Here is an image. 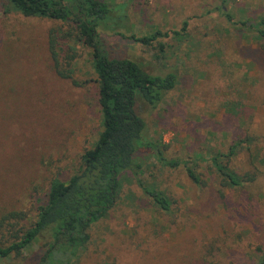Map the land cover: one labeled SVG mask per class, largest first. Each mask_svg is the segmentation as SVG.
<instances>
[{
  "label": "rangeland",
  "instance_id": "rangeland-1",
  "mask_svg": "<svg viewBox=\"0 0 264 264\" xmlns=\"http://www.w3.org/2000/svg\"><path fill=\"white\" fill-rule=\"evenodd\" d=\"M102 1L128 15L127 29L102 34L108 52L151 74L176 76L175 88L156 107L137 100L146 139L164 145L166 157L193 163L264 131V52L252 30L238 29L264 15V0ZM64 28L0 0V217L23 212L19 226L35 222L50 182L70 179L102 130L90 52L64 38ZM52 31L61 63L78 85L56 74L48 52ZM156 31L168 36L150 45L130 39ZM257 148L251 152L258 154L257 177L240 189L221 188L205 161L195 162L206 181L200 187L182 167L146 157L141 180L171 200L170 212L122 173L115 206L90 228L71 264H256L264 251V144L257 141ZM248 156L242 150L229 166L252 172ZM47 241L42 235L0 264H32Z\"/></svg>",
  "mask_w": 264,
  "mask_h": 264
},
{
  "label": "trees",
  "instance_id": "trees-1",
  "mask_svg": "<svg viewBox=\"0 0 264 264\" xmlns=\"http://www.w3.org/2000/svg\"><path fill=\"white\" fill-rule=\"evenodd\" d=\"M8 1L25 17L47 18L64 24L63 37L89 50L98 84L97 103L102 130L93 147L85 151L81 167L67 181L55 178L50 182L47 199L30 226H19L18 223L25 218L20 211H10L0 217V260L20 256L45 235L48 241L44 250L32 264H71L88 243L90 228L115 206L122 173L129 172L158 209L170 212L171 200L141 180L146 157H154L166 168L182 167L197 186H205L206 181L195 171L199 156L193 163L168 158L164 155V145L159 147L144 135L146 126L137 113V100L156 107L175 88L176 76L173 73L151 74L135 61L112 56L108 52L101 36L128 28L125 10L102 0ZM225 16L230 24H234L230 15ZM239 24L241 33L252 30L259 50L264 52V15ZM185 27L186 23L182 31ZM56 33L48 34V52L56 74L78 85L61 63ZM175 34L178 35L177 32ZM165 36L168 34L156 31L141 38L132 35L130 39L150 45L158 37ZM257 141L264 144V131L258 136L246 133L243 138L233 140L226 153L215 151L200 161L207 163L209 172L219 179L221 188H244L257 177L254 164L258 154L254 155L252 151L253 145L258 149ZM242 150L249 152L246 160L252 172L239 174L229 164ZM260 162L264 164V160ZM256 264H264V251H261Z\"/></svg>",
  "mask_w": 264,
  "mask_h": 264
}]
</instances>
